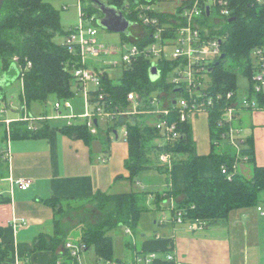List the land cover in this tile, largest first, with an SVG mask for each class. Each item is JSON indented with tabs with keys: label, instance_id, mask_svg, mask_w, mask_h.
Segmentation results:
<instances>
[{
	"label": "trees",
	"instance_id": "1",
	"mask_svg": "<svg viewBox=\"0 0 264 264\" xmlns=\"http://www.w3.org/2000/svg\"><path fill=\"white\" fill-rule=\"evenodd\" d=\"M98 1L121 9L129 20L142 24L148 34L137 41L140 45H147L154 40V28L142 23L143 13L155 16L160 25L170 28L176 26L177 11L183 7L179 6L173 13L157 12L153 9L146 11V7L160 0H81L82 17L94 26H97L98 20L103 17ZM228 1L231 16L223 20L218 31L213 29L214 23L209 18L202 22L203 26L210 28V35L224 34L225 39L222 55L208 67L207 77L203 80L206 88L202 89L207 97L223 96L221 106L217 103L209 110L212 139L210 154H198L192 122L180 119L177 107L173 105L174 99L170 101L171 113L166 118L177 122L180 136L167 143H161L163 133L154 124L158 119L155 114L117 115L110 119L107 123V141L105 138L104 144L108 148L110 134H115L119 128L127 129L129 155L125 164L133 183L144 169L156 168L163 173H170L169 165L160 161V154L170 153L173 155V163H179L183 169V189L155 192L154 195L146 191L108 194L99 190L93 196L82 200L95 203L99 212L97 220H80L76 224H70L67 218L73 210L80 207L73 206L72 201L63 202L59 198L45 199L44 201L52 206L56 216L55 232L40 234L34 241L32 251L53 252L48 264H79L78 258L66 246L72 227L81 232L80 239L76 242L83 247L82 251L94 247L100 260L123 261L115 256V242L111 232L115 227L124 226L135 233L149 206L152 204L157 209H162V204L171 196L177 199L176 205L183 211V223L194 222L203 227L227 221L235 210L257 208L259 202L264 200V166L256 162L254 137H245L246 142L240 150L243 160L252 167V176L247 178L235 169L234 165H238L241 159H238L232 146L222 143L226 131L219 125L222 116L220 109L225 105V101L230 103L226 94L233 92L234 100L237 97L239 76H245L251 81L249 93L264 105V94L253 93L252 90V76L256 72L252 51L264 45V1ZM3 6L0 16V78L8 74L18 77L22 81L21 102L29 107L34 102H46L52 93L61 101L75 97L82 86L74 72L83 66V63L79 48L71 50L73 46L66 43V38L74 28L66 29L62 25L61 10L47 0H4ZM57 35L65 36L63 43L54 40ZM171 35L172 32L168 33V36ZM178 63L177 60L167 58L158 60L157 67L161 70V76L156 80H152L150 76L152 60L145 57H138L131 64L123 66L122 77L118 80L112 79L107 72L103 73L100 88L91 89L88 93L93 112L98 107H102L106 112H123L129 107L127 96L130 92L140 94L145 110L155 108L152 98L163 92L166 93L163 98L178 97L176 86L168 81L170 73ZM74 83L77 84V90L73 88ZM3 94L4 96H0V103L5 102L8 105L10 99ZM101 94L103 98H100ZM98 118L100 119V116ZM94 125L96 133L88 126L87 119L81 118L71 124H63L59 129L67 136L83 139L92 145L101 132L100 122ZM29 126V120H16L10 123L8 129L6 123L0 121L1 140L8 142L11 139L47 137L51 123L45 120L37 129H31ZM203 158L211 161L212 172L209 176L201 173L200 161ZM225 168L227 170L224 173ZM3 233V227H0V238ZM129 244L132 245L130 240ZM9 255V250L0 242V264Z\"/></svg>",
	"mask_w": 264,
	"mask_h": 264
},
{
	"label": "crops",
	"instance_id": "2",
	"mask_svg": "<svg viewBox=\"0 0 264 264\" xmlns=\"http://www.w3.org/2000/svg\"><path fill=\"white\" fill-rule=\"evenodd\" d=\"M14 82L19 83L21 90L17 94L20 106H15L11 98L8 105L0 103L3 106L1 111L5 105V109L13 107L9 114L6 112L4 120L0 121L23 120L28 116L35 118L30 121V125L39 128L43 121L49 119L43 118V112L35 114L33 104L29 107L21 102L22 81L18 77L8 74L0 78V96H4L3 93L8 96L5 87ZM73 110L77 114L74 108ZM62 112L67 113L69 110L63 109ZM205 115L200 113L192 120L197 152L203 156L210 154L212 144L209 113ZM109 120L107 119V123ZM97 122H100L99 118L95 119L96 124ZM238 122L243 128L244 137H254L256 162L264 166V111L243 110ZM59 126L62 125L51 124L47 137L11 139L7 142V147L10 148L9 158L6 156L7 150L0 153V181L9 183L7 189L0 187V227H3L4 232L0 242L10 252L2 264H48L51 260V251H32L34 241L40 234L55 232L56 216L45 199L59 198L63 202L72 201L75 207H81L87 202L82 201L84 198L93 196L99 190L108 194L146 191L154 195L155 192L183 189V169L179 163L169 166L170 173H163L156 168L144 169L133 183L125 164L129 155V143L123 136V131L122 141L119 131H115V136L110 134L106 148L104 141L107 136H101V142L94 141L90 145L83 139L65 135ZM95 128L90 127L93 133L97 131ZM200 168L203 175H211L209 159L203 158ZM237 171H240V166ZM12 175L15 178H30L31 186L23 190L12 185L9 180ZM172 199L173 197L163 204L168 210L173 203ZM159 219L160 216L154 218L153 234L142 232L139 238L134 237L133 231L132 234L126 232L130 235L126 241L128 253L121 256L115 253V256L134 263L138 255L143 257L146 252L155 253L157 258L150 264H264V217L256 207L235 210L227 221H220L210 227L192 228L187 222L160 223ZM129 240L132 245H128ZM171 254L174 259L169 261L167 256ZM78 260L79 264H84L82 258L78 257ZM96 262L105 263L98 257Z\"/></svg>",
	"mask_w": 264,
	"mask_h": 264
},
{
	"label": "built area",
	"instance_id": "3",
	"mask_svg": "<svg viewBox=\"0 0 264 264\" xmlns=\"http://www.w3.org/2000/svg\"><path fill=\"white\" fill-rule=\"evenodd\" d=\"M264 0H256V2H261ZM80 5V17H82L81 11V0H78ZM183 5L178 13V22L175 27H166L165 25H160L159 19L150 14L143 13L141 18L142 23L145 26H152L154 40L147 45H140L137 41L130 46L124 44V49H122V64L123 66L131 64L138 57H145L152 60V64L157 66V62L160 59L167 58L169 60L179 61L178 66H176L169 75L168 81L174 84L179 93L178 97H165L166 93H161L160 95L154 96L152 99L155 108L151 110L143 109L144 100L141 98L140 94L137 92H130L127 96L129 100V107L119 114L109 111L106 112L102 107H98L95 112H93L89 100V89L86 87L88 82H95L96 87L100 88L101 78L104 71L99 72L96 68L93 70L89 66H84L89 64V56H102L113 52L111 48L100 44L97 38L98 30H96L94 25H90L82 17L81 23L74 27L73 32L66 38V43L71 46V50L79 48L80 56L82 59L83 66L75 70L74 74L81 84V88L85 92V102H86V112L81 115H77L73 110V105L66 99V101L57 100L55 102L56 112L53 117L68 119L69 123H72L81 118L87 119L88 126L95 128V119L98 116H104L107 119H114L117 115H138V113H145L148 115L155 114L158 119L154 122L155 126L158 127L162 133L163 138L161 143H167L169 140H174L180 136V132L176 121H169L166 116L170 112V101L174 99L173 105L177 107V111L180 114V119L193 120L200 113H209L211 107L215 106L217 103L222 104L223 96L217 95V97L206 96L204 89L206 88V83H204V78L207 77L208 67L216 59L222 55V44L224 39V34H214L210 35V28L208 26H203L202 22L205 18H209L213 21V29L216 31L222 26L223 20L231 16V10L228 0H182L179 6ZM152 9L151 5H147L146 11ZM174 24V23H173ZM168 36V33H171ZM165 33L167 35H165ZM144 37V36H143ZM173 46L172 54L168 55L166 46ZM77 47V48H76ZM254 56V65L256 67V72L252 76L253 81V93L264 94V45L261 47H256L252 51ZM118 65L116 61L114 63ZM227 99L230 103H226L221 107L222 116L219 120V125L225 129L226 133L223 134L224 142L232 146L237 152L238 159H243L240 152L241 148L246 142V138L242 135V126L239 124L238 120L240 114L243 110H261L264 111V105H261L257 98L251 94H246L244 97L239 98L237 95L236 99L233 92L226 94ZM103 98V94L100 95ZM176 101V103H174ZM7 105L4 107V112L7 110ZM69 110L67 113H63L62 110ZM48 119V117H43ZM42 117L40 119H43ZM25 120L32 121L35 118L24 117ZM23 119V120H24ZM13 119L5 120L4 122L9 129L10 123ZM31 129H36L33 125L29 126ZM128 131L123 127V136L127 137ZM10 140H8L9 143ZM6 156H10V148L8 147L6 151ZM160 161L163 164L171 166L173 163V155L170 153L160 154ZM237 169V165H234ZM226 168L223 172H226ZM231 176V175H230ZM229 176V177H230ZM11 184H15L20 189L27 190L32 184L30 178H15L13 175L9 178ZM173 203L171 204L169 211L170 216L165 214L160 216V223H183V211L178 209L175 198L173 197ZM257 208L260 214L264 217V200L259 202ZM191 227H199L202 225H197L196 223H190ZM127 233L132 234V230L128 229ZM159 236V234H158ZM67 248L71 250L72 254L77 258L79 257L83 247L75 242H67ZM157 258L155 253L144 254L143 257L138 255L136 257V262H123V261H105L104 264H150ZM167 259L172 261L174 256L168 255Z\"/></svg>",
	"mask_w": 264,
	"mask_h": 264
},
{
	"label": "rangeland",
	"instance_id": "4",
	"mask_svg": "<svg viewBox=\"0 0 264 264\" xmlns=\"http://www.w3.org/2000/svg\"><path fill=\"white\" fill-rule=\"evenodd\" d=\"M51 4L55 5L58 9L61 10V17H62V25L69 29L71 27H77L79 23L82 21V17H80V5L78 3V0H47ZM129 2L128 0H125ZM182 0H160L158 3L152 5V9L157 12H170V11H176V8L178 5H180ZM96 30H98L97 38L100 44L108 46L111 48L112 52L113 49H115V53H109L107 55L102 56H89V67L91 70L96 68L99 72H107L108 75L114 79L118 80L122 77L123 74V64H122V49H124V44L126 43L127 46L132 45L136 41L140 40L143 36H146L147 30L143 28L142 24L139 22H133L132 26L130 27L131 31L129 34H123V33H117L110 30H105L99 25L95 26ZM54 40L57 43H63L65 40V36L57 35ZM168 55L172 54L173 46H166ZM118 62V65H115V62ZM238 88H237V96L239 98L244 97L246 94L249 93V89L251 87V81L245 76H239L238 79ZM95 82H88L86 84V87H88L89 90L97 88ZM73 88L77 90V84H73ZM5 90H8V97L13 99V102L15 106H20L19 100L17 97V94L21 92L19 83L14 82L12 84H9L5 87ZM16 95V96H15ZM85 92L81 88L78 94L70 98L69 101L72 103L73 108L77 112V114L81 115L86 112V102L84 98ZM57 100L56 94L52 93L49 95L46 102H34L33 104V110L35 114H38V112H43L45 117H48L49 122L53 125H63L66 124L68 119H56L54 116L55 114V101ZM2 105L0 106V120H4V117L6 116V112L9 114L11 109L13 107H10L7 109V111H1ZM35 108V109H34ZM91 108V107H90ZM206 113H202L203 116ZM37 121V120H36ZM192 122V120H191ZM100 135L95 141H100L101 136H107V119L105 117H100ZM120 140H123L122 136V128H119ZM243 135V134H242ZM112 136H115L113 133ZM244 136V135H243ZM101 142V141H100ZM226 143V142H225ZM8 149L7 142L1 140V133H0V153L3 151H6ZM1 162H5L1 160ZM238 166H240V171L242 174L250 178L252 176V167L249 165L248 162L241 159L238 163ZM205 173V171L203 170ZM9 186L8 182H2L0 181V187L3 189H7ZM172 197V196H171ZM163 204H166L165 202ZM162 209H157L154 205H150L149 209L145 212L143 215L142 221L139 224V228L134 233V237L141 238L142 232H148L149 234H153L154 232V218L156 216H161L163 214L170 216V212L167 209V207L163 206ZM71 217V218H70ZM70 217L67 219L69 220L70 224H76L80 220H87V221H96L99 217V212L96 208L95 203L93 202H85L83 206L78 209V211L73 212ZM76 218L73 219L72 218ZM126 229L124 226H118L115 227L114 230L111 232V235L114 238L115 242V253L117 256H121L125 253H128V247H127V240L130 236L127 234ZM81 232L77 228H71V232L68 235V240L72 241H78L80 239ZM79 258H82L84 261V264H96L97 257L95 253L94 247H90L86 250L81 251Z\"/></svg>",
	"mask_w": 264,
	"mask_h": 264
},
{
	"label": "water",
	"instance_id": "5",
	"mask_svg": "<svg viewBox=\"0 0 264 264\" xmlns=\"http://www.w3.org/2000/svg\"><path fill=\"white\" fill-rule=\"evenodd\" d=\"M99 2V8L102 16L98 20V25L103 29H107L117 33L129 34L130 27L133 22L123 13L121 9L108 5L107 3ZM4 0H0V16L2 14ZM152 80H156L161 76V70L156 65H152L149 69ZM176 103V101L174 102Z\"/></svg>",
	"mask_w": 264,
	"mask_h": 264
}]
</instances>
